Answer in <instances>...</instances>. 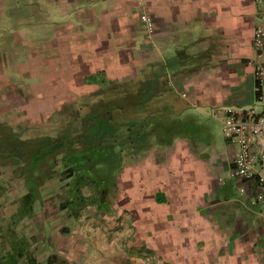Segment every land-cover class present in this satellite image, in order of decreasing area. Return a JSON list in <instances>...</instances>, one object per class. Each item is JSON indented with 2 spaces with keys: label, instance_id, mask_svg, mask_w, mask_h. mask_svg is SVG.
Returning <instances> with one entry per match:
<instances>
[{
  "label": "crops",
  "instance_id": "1",
  "mask_svg": "<svg viewBox=\"0 0 264 264\" xmlns=\"http://www.w3.org/2000/svg\"><path fill=\"white\" fill-rule=\"evenodd\" d=\"M260 14L254 0H146L144 8L139 0H0V126L16 137L56 134L47 131L67 112L61 132L73 131L86 113L79 106L142 84L155 87L172 120L193 128L128 149L131 162L108 197L111 213L87 207L84 221L68 222L75 217L58 208L49 212L57 221L36 205L17 232L37 264H264L257 183L232 175L239 148L211 116L257 106L252 38ZM252 151L264 175L256 145ZM7 176L0 172V181ZM1 202L4 230L11 214ZM1 235L5 264L10 249Z\"/></svg>",
  "mask_w": 264,
  "mask_h": 264
},
{
  "label": "trees",
  "instance_id": "2",
  "mask_svg": "<svg viewBox=\"0 0 264 264\" xmlns=\"http://www.w3.org/2000/svg\"><path fill=\"white\" fill-rule=\"evenodd\" d=\"M154 88L142 84L135 91L120 94L103 104L100 102L82 116H76L79 122L73 131L58 135L47 134L23 140L0 126L1 159L11 166L12 174L24 189L19 198L9 196L6 199L7 205L17 208L5 219L8 220L5 229H0L10 249L5 264H37L33 258L31 242L18 234L17 228H23V224L31 219L35 206L42 204L40 190L45 179L59 167V181L63 183L65 197L59 202L58 208L69 218L78 217L79 212L88 207L81 187L89 185L93 188L94 185L97 188L94 200L100 203L111 196L114 187L116 189V176L109 183L110 190L107 191L99 189L97 182L89 178H84V185L78 183V180L72 184L75 172L90 170L101 173L102 167L110 165L113 159L118 160L125 149L142 148L151 141L156 144L168 143L175 137L193 131L191 124L170 118V108L159 105L160 102L156 100L158 96L153 94ZM258 97L256 94V101H259ZM121 117L125 118L126 123L124 129L117 133L113 124ZM163 119L171 120L163 123ZM74 152L85 155L80 157L82 164H77L76 157L65 162V157ZM98 176L101 177L102 173ZM5 202L2 200L1 204Z\"/></svg>",
  "mask_w": 264,
  "mask_h": 264
},
{
  "label": "built area",
  "instance_id": "3",
  "mask_svg": "<svg viewBox=\"0 0 264 264\" xmlns=\"http://www.w3.org/2000/svg\"><path fill=\"white\" fill-rule=\"evenodd\" d=\"M254 2L261 8L252 38L256 52L252 63L253 77L259 101L256 107L244 112L231 108L215 109L211 111V116L221 120L223 136L239 148L232 175L244 181L255 180L258 186L257 199L264 205V175L255 172V157L252 151V146L256 145L259 158L264 160V0H254ZM145 4L146 0H139L142 8ZM140 21L151 34L153 22L146 12L140 14ZM240 192L243 193L244 189L241 188Z\"/></svg>",
  "mask_w": 264,
  "mask_h": 264
},
{
  "label": "rangeland",
  "instance_id": "4",
  "mask_svg": "<svg viewBox=\"0 0 264 264\" xmlns=\"http://www.w3.org/2000/svg\"><path fill=\"white\" fill-rule=\"evenodd\" d=\"M102 98L99 99V100H91L90 101V104L89 105H83V106H79L80 103H77L74 102L75 104V107L74 109H76V107L79 106L80 108V111L83 112V113H87L91 108L97 106V104H99L100 102L105 103L106 101L108 100H111V99H115L116 96H101ZM79 102V101H78ZM77 104V105H76ZM79 110V109H77ZM67 114H69L68 112L65 114V115H62L59 119V121L57 122H53L52 121V125L50 126V128H52V130H46L47 128H43L42 131L44 133H47V132H54V131H57L59 130V132H57L56 134L53 133V135H58V134H61V130L62 129H66L67 126L69 128V125L66 126V124L68 123L69 121V118L66 116ZM127 114H125L124 116H126ZM125 118L124 117H121V118H118L115 123L113 124V129H115V131L117 133H120L122 131L121 128H123V125L124 123H126V121L124 120ZM61 121V122H60ZM213 121L209 120L207 121L208 124H210L213 128L214 126V130H215V138L218 139V141L221 143V146L223 144V136L222 134L220 133V130H219V126L217 123H212ZM53 123L56 124L57 128L58 129H54V125ZM66 126V127H65ZM47 131V132H46ZM65 133V132H64ZM49 135V133H47ZM46 134V135H47ZM44 135V134H43ZM84 140V138H83ZM127 149H125L123 151V153L120 154V158L118 160H114L113 159V162L110 163V165L106 166V167H102V169L100 170L101 173H102V176H98L97 175H101V173L97 172L95 173L94 171H90V170H85V171H82V172H75L74 174V178L71 179L72 181V184L73 181L76 182V180H78V183H82V181H84L86 179H92L94 181L97 182V185H98V188L99 189H107L110 190V182L111 180L114 181V177L119 175L120 172H123L126 165L130 164L131 160L129 159V152L128 150L126 151ZM128 152V153H127ZM0 155H1V151H0ZM77 154L74 152V153H71V154H68L66 157H65V162L68 160V159H71L72 157H76L77 160H78V163L77 164H82L83 160L80 158V157H85V155H77ZM81 159V160H80ZM6 163V164H5ZM74 165V164H72ZM11 166L7 165V162H3L2 165H0V172H3L5 175H8L7 178H10V180H1L0 181V189L3 190L1 195H0V200L2 201H6L5 204H7V200L8 199V195L10 194V196H13L15 198H19L23 192H24V189H23V186L17 182V179L14 177V175L12 174V171H11ZM60 171V167L58 168L57 171H55L54 173L50 174L49 176L46 177L45 179V182H44V185L42 186L41 188V195H42V205L40 208H44L45 210V213L47 215H49V217H56L54 220H57L59 221V219L62 217H58L57 218V214L55 215V213H52L50 214L49 212H55L57 209H58V205H59V202H61L64 197H65V190L62 189V185L63 183H61L59 181V172ZM97 174V175H96ZM81 176V178H80ZM223 177H225L227 179V175L226 174H223ZM80 184V185H81ZM84 185V184H83ZM96 186V185H95ZM123 188V187H122ZM115 189V187L113 188ZM95 190H97V188L95 189L94 188V185H93V188L92 186H89V185H85V186H82L81 187V192L83 193V195L86 197V206L90 207V208H94L96 211H101L103 213H111L112 212V205L111 203L108 201V199L106 198L105 201H101L100 203L97 201V200H94L96 199L94 194H95ZM13 192V193H12ZM8 194V195H7ZM93 196V198H91ZM9 206V205H8ZM17 206H9L8 208V213H6V215H9V214H12L15 210H16ZM90 208H85L83 209V211L85 210H88ZM93 209V210H94ZM83 213L82 210L80 211V214ZM55 215V216H54ZM63 216V215H62ZM65 219V218H63ZM66 220V219H65ZM68 222H81V221H84L82 216L81 215H78V217H75V218H72V219H69V220H66ZM64 222V221H63Z\"/></svg>",
  "mask_w": 264,
  "mask_h": 264
}]
</instances>
